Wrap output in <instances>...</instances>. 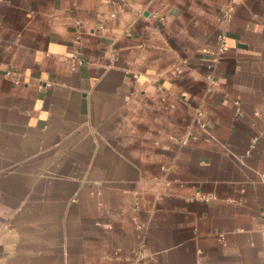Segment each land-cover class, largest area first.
<instances>
[{
    "label": "crops",
    "instance_id": "0c3cea01",
    "mask_svg": "<svg viewBox=\"0 0 264 264\" xmlns=\"http://www.w3.org/2000/svg\"><path fill=\"white\" fill-rule=\"evenodd\" d=\"M0 264H264V0H0Z\"/></svg>",
    "mask_w": 264,
    "mask_h": 264
},
{
    "label": "built area",
    "instance_id": "2783aa9c",
    "mask_svg": "<svg viewBox=\"0 0 264 264\" xmlns=\"http://www.w3.org/2000/svg\"><path fill=\"white\" fill-rule=\"evenodd\" d=\"M223 18L224 19H230V11L229 10H227L224 14H223ZM220 38H221V40H224V36L223 35H221L220 36ZM209 69H210V67H209ZM5 76L7 77V78H9V79H11L12 80V82H13V84H15V85H17L18 83H19V78L18 77H15L10 71H6L5 72ZM209 78V77H208ZM203 111H197V113H196V117H197V119H198V124H199V127L201 128V129H203L204 127H205V123L202 121V119H203ZM185 142V141H184ZM256 143V139H254L253 140V145ZM203 200H208V199H203Z\"/></svg>",
    "mask_w": 264,
    "mask_h": 264
}]
</instances>
